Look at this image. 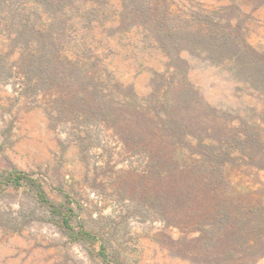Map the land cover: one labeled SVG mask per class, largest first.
Here are the masks:
<instances>
[{
	"label": "trees",
	"instance_id": "obj_1",
	"mask_svg": "<svg viewBox=\"0 0 264 264\" xmlns=\"http://www.w3.org/2000/svg\"><path fill=\"white\" fill-rule=\"evenodd\" d=\"M120 1L121 24L114 29L104 28L110 0H0V34L12 52L21 53L10 68L19 69L26 95H55L51 125L67 129L83 159L105 148L109 132L125 153L138 158L133 171L140 174L141 190L135 212L142 220L157 216L187 237L195 233L174 243L185 257L208 264H257L264 259V204L234 202L228 169L246 164L264 170V141L254 126L245 127V117H224L203 104L187 74L192 63L226 66L235 80L264 93V50L248 42L236 3L207 10L188 0L189 8L177 14L170 0ZM97 27L108 34L137 29L149 39L143 48L167 59V70L155 74L149 95L141 97L133 85L114 78L99 52L104 45L90 40ZM221 119L239 120L241 128L230 133L220 127ZM158 134L161 145L179 149L182 159L156 149L152 138ZM22 185L47 221L73 242L100 240L82 226L77 229L70 200L52 202L38 178L19 171L0 177V186ZM98 254L102 264H116L103 242Z\"/></svg>",
	"mask_w": 264,
	"mask_h": 264
},
{
	"label": "rangeland",
	"instance_id": "obj_2",
	"mask_svg": "<svg viewBox=\"0 0 264 264\" xmlns=\"http://www.w3.org/2000/svg\"><path fill=\"white\" fill-rule=\"evenodd\" d=\"M170 1L177 14L190 6L188 0ZM195 1L207 10L239 5L248 42L264 50V0ZM109 6L111 15L104 28L117 29L123 4L110 0ZM104 28L97 27L90 40L104 45L99 52L109 71L118 82L133 85L141 97L149 95L155 74L167 70V59L145 50L143 45L149 39L137 29L108 34ZM20 55L19 50L12 52L10 41L0 34V61L5 66L0 75V177L19 171L38 178L52 202L60 205L70 200L76 213L73 225L84 227L100 240L94 245L73 242L58 225L47 221L45 210L36 206L27 186H0V264H102L98 254L102 242L116 264H208L185 257L175 246L187 237L184 230L167 226L157 216L147 220L137 216L140 174L133 170L140 163L121 149L111 132L105 134L109 141L105 148L92 150L85 160L78 146L70 142L67 129L52 127L49 113L55 95L25 94L19 69L10 68ZM227 68L192 63L187 78L203 104L222 111L224 117H245V127L254 126L264 141V93L235 80ZM201 113L206 116L204 106ZM218 122L230 133L241 128L239 120ZM150 133L153 131H149L152 137ZM152 140L159 151L182 159L179 149L161 145L159 134ZM228 175L234 202L264 204V170L241 164L228 169ZM195 235L189 233L187 241ZM257 264H264V259Z\"/></svg>",
	"mask_w": 264,
	"mask_h": 264
}]
</instances>
